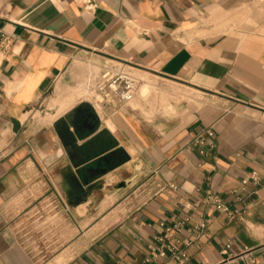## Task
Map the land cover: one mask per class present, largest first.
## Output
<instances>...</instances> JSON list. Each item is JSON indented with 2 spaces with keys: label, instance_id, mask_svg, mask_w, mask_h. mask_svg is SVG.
<instances>
[{
  "label": "crops",
  "instance_id": "crops-1",
  "mask_svg": "<svg viewBox=\"0 0 264 264\" xmlns=\"http://www.w3.org/2000/svg\"><path fill=\"white\" fill-rule=\"evenodd\" d=\"M86 1L0 0V264H264V0ZM82 52L167 79V112L94 98L76 129Z\"/></svg>",
  "mask_w": 264,
  "mask_h": 264
},
{
  "label": "rangeland",
  "instance_id": "rangeland-1",
  "mask_svg": "<svg viewBox=\"0 0 264 264\" xmlns=\"http://www.w3.org/2000/svg\"><path fill=\"white\" fill-rule=\"evenodd\" d=\"M110 65H118L120 66L121 63H118L112 59H109L105 56H99L92 52H82L81 54L73 57L71 62V69L70 73H68L67 78L64 80L63 84L60 87H57L54 90L59 96L66 95L68 92L73 91L75 88L78 87L80 83L90 82L94 85V87L86 89L89 95V99H83V103H85L89 108L94 109L95 102H94V94L95 90L100 95L98 96V101L102 106V103L105 102L103 97V93L98 89V82L100 81L101 73L106 66ZM132 73L140 79V82H146L147 88L145 90H140V85L138 84L137 92L139 93L146 92L149 89V92L146 96L140 97V104L139 107L143 109L149 115H153L154 113L158 112L160 107H164V113L167 112L166 107L170 105V95L165 87L169 81L165 78L158 77L152 73L144 72L146 74L138 75L134 70H131ZM134 97V101L138 98V93ZM108 98L109 103H116L118 108L124 105V103H120L115 99ZM106 103V102H105ZM108 103V102H107ZM136 103V102H135ZM143 106H146L145 108ZM125 107V106H123ZM150 117V116H148ZM145 191H140L138 195L134 197V201H138L145 195Z\"/></svg>",
  "mask_w": 264,
  "mask_h": 264
},
{
  "label": "built area",
  "instance_id": "built-area-1",
  "mask_svg": "<svg viewBox=\"0 0 264 264\" xmlns=\"http://www.w3.org/2000/svg\"><path fill=\"white\" fill-rule=\"evenodd\" d=\"M86 3L88 5H93L91 0H87ZM11 43V38L8 35L0 34V45L3 47H7ZM139 79L127 68L118 65H110L106 66L100 77V81L97 86L98 89L103 93V97L105 102H109L108 98L115 99L120 103H127L132 100L137 92ZM110 100V101H111ZM206 132L208 134H212V129H207ZM199 140L202 141L201 137ZM251 178L253 180L257 179V174L255 171L249 173L248 176L242 179V182L245 183L248 179ZM207 200L215 203L216 207L224 212H226L230 217L234 216L231 208L223 203L216 194L209 193L207 195ZM161 225L165 227L166 230H170L171 228L179 229L183 225V220H177L172 227L165 223L164 220L160 222ZM205 226V221H201L198 223L197 227L202 230ZM229 244H226V247ZM226 251V248L224 249ZM159 254H163L164 250L160 249L158 251ZM186 258L185 252H180V261H183ZM209 264V263H203Z\"/></svg>",
  "mask_w": 264,
  "mask_h": 264
},
{
  "label": "flooded vegetation",
  "instance_id": "flooded-vegetation-1",
  "mask_svg": "<svg viewBox=\"0 0 264 264\" xmlns=\"http://www.w3.org/2000/svg\"><path fill=\"white\" fill-rule=\"evenodd\" d=\"M93 117L91 109L86 104L79 105L72 113V123L76 129L82 127H93L94 122L89 118Z\"/></svg>",
  "mask_w": 264,
  "mask_h": 264
},
{
  "label": "bare ground",
  "instance_id": "bare-ground-1",
  "mask_svg": "<svg viewBox=\"0 0 264 264\" xmlns=\"http://www.w3.org/2000/svg\"><path fill=\"white\" fill-rule=\"evenodd\" d=\"M139 79V78H138ZM139 85H140V90L142 91V90H145L146 88H147V83L144 81V82H140V79H139V83H138ZM94 94V96H95V99H97L98 100V96L97 95H100L98 92H96V90H95V93H93Z\"/></svg>",
  "mask_w": 264,
  "mask_h": 264
},
{
  "label": "water",
  "instance_id": "water-1",
  "mask_svg": "<svg viewBox=\"0 0 264 264\" xmlns=\"http://www.w3.org/2000/svg\"><path fill=\"white\" fill-rule=\"evenodd\" d=\"M78 184L80 185L79 186V196H78V198H81V196H83L84 195V193H85V190L84 189H82V183L81 182H78ZM89 187H91V185H87V188H89Z\"/></svg>",
  "mask_w": 264,
  "mask_h": 264
}]
</instances>
